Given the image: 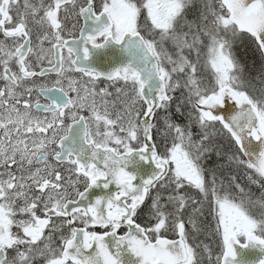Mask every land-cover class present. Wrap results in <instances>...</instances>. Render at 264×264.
<instances>
[{"label": "snow or ice", "instance_id": "1", "mask_svg": "<svg viewBox=\"0 0 264 264\" xmlns=\"http://www.w3.org/2000/svg\"><path fill=\"white\" fill-rule=\"evenodd\" d=\"M0 264H264V0H0Z\"/></svg>", "mask_w": 264, "mask_h": 264}, {"label": "water", "instance_id": "2", "mask_svg": "<svg viewBox=\"0 0 264 264\" xmlns=\"http://www.w3.org/2000/svg\"><path fill=\"white\" fill-rule=\"evenodd\" d=\"M110 56L111 50L108 52L95 53L93 54L92 59L89 61V64L98 71H108L113 66L108 62Z\"/></svg>", "mask_w": 264, "mask_h": 264}]
</instances>
